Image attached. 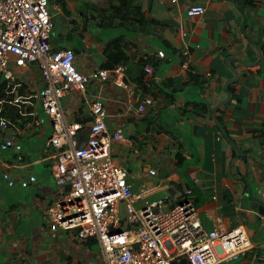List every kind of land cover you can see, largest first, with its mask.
<instances>
[{
  "label": "crops",
  "instance_id": "1",
  "mask_svg": "<svg viewBox=\"0 0 264 264\" xmlns=\"http://www.w3.org/2000/svg\"><path fill=\"white\" fill-rule=\"evenodd\" d=\"M49 4L53 30L65 46L72 45L80 71L90 73L121 60L133 87L129 93L111 80L90 82L86 97L70 91L62 98L66 112L85 124L78 144L85 143L92 121L88 98L101 97L108 128H124V139L113 144V159L127 168L134 192L143 193L137 205L165 196L172 203L189 197L206 230L244 225L251 236V250L221 264H264V215L249 197L251 187L264 201V0ZM193 5L204 6L205 13L189 16ZM50 41L64 47L52 33ZM160 50L165 57L158 55ZM148 63L152 75L145 73ZM33 74L18 75L0 91V113L12 125L7 134L0 129V172L9 169L16 180L37 176L36 183L22 187L9 186L0 174V264L99 262L98 242L80 240L76 230L52 232L47 227L46 209L59 190L53 176L57 150L46 145L53 132L50 122L33 124L35 114H45L35 97L45 82L36 67ZM230 80L235 81L227 85ZM227 89L230 98L217 117L240 152L214 121V108L226 99ZM147 95L154 101L140 114ZM7 136L20 142L22 150H3ZM187 188L191 194L185 196Z\"/></svg>",
  "mask_w": 264,
  "mask_h": 264
},
{
  "label": "built area",
  "instance_id": "2",
  "mask_svg": "<svg viewBox=\"0 0 264 264\" xmlns=\"http://www.w3.org/2000/svg\"><path fill=\"white\" fill-rule=\"evenodd\" d=\"M48 6L49 0H0V83L18 75L34 77V66L45 82L35 94L45 114H35L33 124L50 122L53 132L46 145L57 150L53 176L59 190L46 209L49 230H76L80 240L98 242L101 260L87 264H221L251 250L253 242L244 225L206 230L189 197L172 203L165 196L136 205L143 193L134 192L127 168L113 159V144L124 139V128H108V110L101 97L88 98L92 121L85 143L78 144L85 124L76 114L66 112L62 98L70 91L86 97L90 82L111 80L129 93L133 87L123 64L84 73L77 68L72 48L52 50L54 21ZM187 12L201 16L205 7L193 5ZM158 55L165 57V52L160 50ZM144 70L148 75L154 73L150 63ZM153 101L147 95L138 107L140 114ZM11 128L9 118L0 113V129L7 134ZM1 148L19 152L23 145L7 136ZM1 174L9 186L28 187L37 182L34 174L21 180L12 177L9 169ZM190 194V188L184 190L185 196Z\"/></svg>",
  "mask_w": 264,
  "mask_h": 264
},
{
  "label": "water",
  "instance_id": "3",
  "mask_svg": "<svg viewBox=\"0 0 264 264\" xmlns=\"http://www.w3.org/2000/svg\"><path fill=\"white\" fill-rule=\"evenodd\" d=\"M235 80H237V79H235ZM235 80H230V81H228V82H227V85H228L229 82H233V81H235ZM226 92H227V97H226V99H225L224 101L220 102V103L214 108V121L216 122L217 126L220 128L221 133L225 136V138L228 140V142H229V143H230V144H231V145H232V146H233L238 152H240V148H239V146L236 144V142H234V141L229 137V135H228L226 129L224 128L222 122H221V121L218 119V117H217V112H218L219 107H220L222 104L226 103V102L229 100V98H230V92H229V90L227 89ZM0 174H1V172H0ZM249 197H250V199L252 200V206H253V207H258L259 212H260L262 215H264V201H263L262 199L256 197V196L253 194V191H252V188H251V187H249Z\"/></svg>",
  "mask_w": 264,
  "mask_h": 264
},
{
  "label": "rangeland",
  "instance_id": "4",
  "mask_svg": "<svg viewBox=\"0 0 264 264\" xmlns=\"http://www.w3.org/2000/svg\"><path fill=\"white\" fill-rule=\"evenodd\" d=\"M48 9H49V11H50V13L52 14L53 13V11L51 10V5L49 4V6H48ZM59 33L57 32V29L55 28L54 30H53V32H52V36H53V39H54V41L55 42H61V40H60V36L58 35ZM62 43V45L61 46H64V47H67V48H71L72 47V45H70V46H68L67 44H66V46L63 44L64 42L62 41L61 42ZM34 67H36V66H34ZM12 69H14V68H12ZM35 73H38V71L37 70H35ZM63 104H64V106L66 107V105H67V100L66 99H64L63 100ZM3 152H1L0 151V154H2ZM137 205V204H136ZM137 206H139V205H137ZM120 214H121V216H125V214H126V210H125V206H124V204H121L120 205ZM99 245H94V249L95 250H99Z\"/></svg>",
  "mask_w": 264,
  "mask_h": 264
},
{
  "label": "trees",
  "instance_id": "5",
  "mask_svg": "<svg viewBox=\"0 0 264 264\" xmlns=\"http://www.w3.org/2000/svg\"><path fill=\"white\" fill-rule=\"evenodd\" d=\"M57 49H59V48L56 47V45H52V50H57ZM112 50H113L115 53H117V52L119 51V49H117L115 46H112ZM120 61H121V60H117V61H113V62H111V63H108V65H106V66H107L106 68H113L114 66L118 65V63L120 64ZM123 65H124V64H123ZM144 68H145V66H144ZM6 83H7V81H3V82L1 83V85H0V91H1V90H4V87H5ZM144 89L147 90L146 86H145ZM1 96H2V95H1ZM1 96H0V97H1ZM5 115L8 116V117H10V116L8 115V113H5ZM10 118H15V117L11 116Z\"/></svg>",
  "mask_w": 264,
  "mask_h": 264
}]
</instances>
